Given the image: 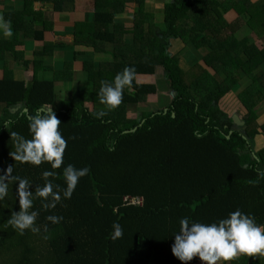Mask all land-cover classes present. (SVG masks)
<instances>
[{
  "label": "trees",
  "instance_id": "16d2710c",
  "mask_svg": "<svg viewBox=\"0 0 264 264\" xmlns=\"http://www.w3.org/2000/svg\"><path fill=\"white\" fill-rule=\"evenodd\" d=\"M142 19L90 91L58 102L53 81L0 80V102L26 109L0 117V264H198L241 239L225 264H264V0H174L162 29ZM235 25L256 40L229 33ZM175 41L206 47L205 64L181 68ZM158 70L169 105L125 118L155 92L135 76ZM235 89L240 130L220 105ZM99 102L118 119L89 107Z\"/></svg>",
  "mask_w": 264,
  "mask_h": 264
},
{
  "label": "crops",
  "instance_id": "0c3cea01",
  "mask_svg": "<svg viewBox=\"0 0 264 264\" xmlns=\"http://www.w3.org/2000/svg\"><path fill=\"white\" fill-rule=\"evenodd\" d=\"M173 1L0 0V80L8 72L13 80L26 84L32 82L33 76L38 81H53L52 88L60 94L59 98L62 94L69 97L72 91H90L101 79L96 74L103 68H111L106 64L111 63L114 54L122 50L121 44L131 43L136 36L140 37L139 31L145 25L142 18L152 19L153 24L162 29L164 6ZM226 19L234 22L236 14L228 13ZM242 30L247 32L244 34ZM236 37L254 39L250 30L244 27L238 29ZM256 44L259 48L263 47L261 40ZM207 51L206 47L192 50L191 45L184 47L175 41L168 53L178 54L179 59L191 64L201 59ZM156 72L135 76L136 82L155 85V92L146 94L144 100L136 104L137 108L141 103L149 107L169 105L172 98L169 81L161 71ZM113 79L117 84L126 81L122 74ZM112 106L116 105L103 102L89 105L99 112H104V109L97 108ZM128 108L129 105L124 106L125 118L130 119L133 108ZM25 110L22 104L10 106L0 102V117ZM135 110L139 114L133 118L134 121L139 120L144 112H151L148 111L150 108ZM234 113L237 111L230 114ZM263 140V136L257 138L256 148L262 149ZM243 248L244 239H241L236 247L214 254L198 264H225L227 259L240 256Z\"/></svg>",
  "mask_w": 264,
  "mask_h": 264
},
{
  "label": "rangeland",
  "instance_id": "374dc122",
  "mask_svg": "<svg viewBox=\"0 0 264 264\" xmlns=\"http://www.w3.org/2000/svg\"><path fill=\"white\" fill-rule=\"evenodd\" d=\"M235 22V21H234ZM234 22H230V24H232V25H234ZM238 25V24H237ZM237 25H235L234 27V29H230L228 32L229 33H233L234 31H235V33L234 34H238V28H237ZM243 31V33L245 34V32H247L246 30H242ZM208 33V32H207ZM250 41H253V40H251L250 39ZM209 53V50L204 54V56L205 55H207ZM181 61L179 62V65H180V67L181 68H186V67H190V66H192V65H194V64H196V63H198V64H202V65H204L205 63H204V61H203V59L201 58V59H198L196 62H193V63H191V64H189L186 60H184V59H180ZM222 60L225 62V64L227 63V62H230V60H231V57L230 56H227V57H223L222 58ZM204 63V64H203ZM210 71H211V68L210 67H207ZM213 72V71H212ZM262 73H264L263 71H261ZM245 84H246V81L245 82H243V86H245ZM62 90L64 91L65 89L64 88H62ZM53 92H54V90H53ZM239 92H240V89L238 90V89H235L234 91H231V92H228L222 99H221V102H220V105H221V107L224 109V110H226V111H228L229 112V114L230 113H232L233 111H238V109H240V107H239V104H238V99H237V97H238V94H239ZM171 94H172V92H171ZM53 97H54V99H55V97L56 98H58V99H55V100H59L58 102H62V101H66L67 99H68V96H63V94L61 95V98H59L60 97V94L59 93H57V92H54L53 93ZM172 97V96H171ZM135 106V107H134ZM134 107V108H133ZM48 107H44V109H47ZM130 108H133L132 109V116H130V119H132L133 120V118H136V116L139 114V112L137 111V110H135V109H138V110H140V111H142V110H148V108H150V110H148V111H161V110H163L165 107H149V106H145V104L144 103H141V105H140V107L139 108H137L136 107V104H129V108L128 109H130ZM256 108H258L259 109V111H258V113H259V120H260V122L261 123H263L264 122V101H262ZM98 110H103L104 109V112H107L108 114H110V116H111V118L112 119H114V120H117V115L119 114V112H116L115 110H114V107L112 106V107H107V108H97ZM108 109V110H107ZM94 110V109H93ZM95 111V110H94ZM231 116H232V114H230ZM240 115V114H239ZM240 117H241V115H240ZM232 122H233V119H232ZM118 127H121L122 129H124L126 126H118ZM241 127L242 126H237L234 122L233 123H230L229 124V127L228 128H230V129H232V130H240L241 129ZM264 146V140H263V143H262V145L260 146V148L261 147H263ZM255 148H256V145H255ZM256 149H258V147L256 148Z\"/></svg>",
  "mask_w": 264,
  "mask_h": 264
},
{
  "label": "built area",
  "instance_id": "2783aa9c",
  "mask_svg": "<svg viewBox=\"0 0 264 264\" xmlns=\"http://www.w3.org/2000/svg\"><path fill=\"white\" fill-rule=\"evenodd\" d=\"M123 205H135L141 206L143 204L142 197L139 196H123L122 198Z\"/></svg>",
  "mask_w": 264,
  "mask_h": 264
},
{
  "label": "water",
  "instance_id": "95a60500",
  "mask_svg": "<svg viewBox=\"0 0 264 264\" xmlns=\"http://www.w3.org/2000/svg\"><path fill=\"white\" fill-rule=\"evenodd\" d=\"M232 119H233V122L237 125V126H244V120L241 119L240 115L237 114V113H234L232 115Z\"/></svg>",
  "mask_w": 264,
  "mask_h": 264
},
{
  "label": "clouds",
  "instance_id": "9594fccd",
  "mask_svg": "<svg viewBox=\"0 0 264 264\" xmlns=\"http://www.w3.org/2000/svg\"><path fill=\"white\" fill-rule=\"evenodd\" d=\"M230 23V22H229ZM25 112H26V110H25ZM242 119V118H241ZM126 196V195H125ZM129 196V195H128ZM123 198V197H122Z\"/></svg>",
  "mask_w": 264,
  "mask_h": 264
}]
</instances>
